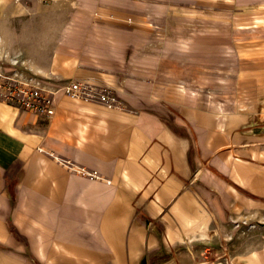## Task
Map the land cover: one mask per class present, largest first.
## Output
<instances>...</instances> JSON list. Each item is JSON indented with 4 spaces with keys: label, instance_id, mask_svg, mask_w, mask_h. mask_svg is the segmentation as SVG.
<instances>
[{
    "label": "crops",
    "instance_id": "1",
    "mask_svg": "<svg viewBox=\"0 0 264 264\" xmlns=\"http://www.w3.org/2000/svg\"><path fill=\"white\" fill-rule=\"evenodd\" d=\"M69 2L0 0V64L122 104L60 95L43 115L0 100V264H264V23L218 79L210 44L186 54L154 45L161 21L90 17H142L137 0Z\"/></svg>",
    "mask_w": 264,
    "mask_h": 264
},
{
    "label": "rangeland",
    "instance_id": "2",
    "mask_svg": "<svg viewBox=\"0 0 264 264\" xmlns=\"http://www.w3.org/2000/svg\"><path fill=\"white\" fill-rule=\"evenodd\" d=\"M61 1H70V8H78L73 0ZM137 1L143 11L142 17L124 15L118 10L100 5L90 8V17L99 22L106 20L118 24L126 22L128 26L138 28L144 27L142 19L161 21L163 24L160 26L168 31V41L166 43L157 41L154 45L165 46L170 50L176 49L186 54L191 53L192 41L198 40L201 46L210 44L216 50L218 79L221 76L224 78L225 74L230 75L232 69L236 68L237 55L242 44L246 46L247 42H252L250 37H246V32L264 23V0ZM135 2L136 0H126L128 5ZM55 16V10L46 15L42 11H37L27 14L25 19H54ZM0 61L3 63L1 59ZM6 64L7 62L4 65Z\"/></svg>",
    "mask_w": 264,
    "mask_h": 264
},
{
    "label": "built area",
    "instance_id": "3",
    "mask_svg": "<svg viewBox=\"0 0 264 264\" xmlns=\"http://www.w3.org/2000/svg\"><path fill=\"white\" fill-rule=\"evenodd\" d=\"M41 1L51 3L56 0ZM60 95L101 101L111 106L122 104L116 91L105 85L88 80L70 79L53 87L39 86L7 73L0 64V100L21 109L50 115L54 112L56 98Z\"/></svg>",
    "mask_w": 264,
    "mask_h": 264
}]
</instances>
